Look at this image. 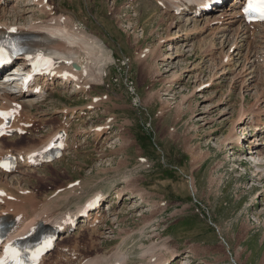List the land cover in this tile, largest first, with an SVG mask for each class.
I'll return each instance as SVG.
<instances>
[{
    "label": "rangeland",
    "instance_id": "rangeland-1",
    "mask_svg": "<svg viewBox=\"0 0 264 264\" xmlns=\"http://www.w3.org/2000/svg\"><path fill=\"white\" fill-rule=\"evenodd\" d=\"M45 2L47 7L38 11L15 0L11 5L19 11L0 12V18L28 25L33 17L32 22L45 25L59 15L56 24L64 22L100 47L92 49L93 77L98 79H86L89 94L74 93L71 84H48L36 99L38 106L18 111L12 126L20 122L22 131L0 135L1 156L41 145L61 125L67 129L68 148L36 167L14 172L0 168V192L10 195L19 213H49L51 218L73 212L100 192L99 206L106 213L98 228L83 225L85 218L79 216L70 232L55 238L39 264H78L97 253L110 254L122 240L125 264L147 262L140 252L150 244L161 247L165 240L177 250L168 264H176L183 254L185 264H264V163L260 172L252 159L242 158L255 136L250 135L253 129L240 137V145L225 139L243 133L244 122L235 125L241 107L264 123V95L255 93L264 94V63L257 60L264 49L262 32L239 27V55L234 56L227 49L229 39L201 28L205 15L192 23L158 0ZM163 2L171 5L170 0ZM190 29V39L178 38ZM223 51L230 55L227 62ZM221 57L224 69H219ZM82 104L88 108L77 114ZM63 108L77 112L71 116ZM249 117L253 115L245 122ZM95 127L104 128L96 133ZM259 134L257 141H264V131ZM116 188L125 190L116 196ZM127 189L142 192L145 200L130 198ZM109 201L112 209L106 210ZM158 207L163 212L157 213Z\"/></svg>",
    "mask_w": 264,
    "mask_h": 264
},
{
    "label": "bare ground",
    "instance_id": "bare-ground-1",
    "mask_svg": "<svg viewBox=\"0 0 264 264\" xmlns=\"http://www.w3.org/2000/svg\"><path fill=\"white\" fill-rule=\"evenodd\" d=\"M14 1L15 0H0V12L4 11L8 13V12L19 11L18 10L19 6H17L16 4L11 5V3ZM20 1L28 2V3L23 4V7H29V5H31V6H34L36 9L38 8L40 10H42L44 7H47L45 0H28V1L20 0ZM163 1L164 0H158V2L161 5H163L165 9L168 8L167 9L168 11L171 10L174 14H176L177 17L180 16L184 18L186 21L191 20L190 22L192 23H195L196 21L199 22L202 19V15H205L204 24L203 26H201V28L203 27L209 31L213 30L210 33L213 36H216V34H218L219 38L222 40L225 38L229 39L230 46L227 49L230 53H234V56L239 55V53H236V51L238 48V43H237L238 38H239L238 35L241 31L248 32L249 31L248 28L257 27L258 28L257 30L262 32V38H264V23L262 24L261 23L260 24L259 23L258 24L244 23L243 15L241 12V7H236V3L238 2V0H231L232 4L229 3L227 6L223 7L221 10L217 8L216 11L218 12L215 11L212 13L214 14V17H212V15H209V14L212 12V9L216 8V7L213 8V6L215 4H219V2H221L222 0H170L171 5H167V7ZM32 11L33 10L26 11V12H32ZM44 11H47V8ZM50 15H52V13ZM58 16L59 15H57L56 17L58 20H60ZM56 17L54 16L49 17V19L45 21V25L38 24L39 22H32L33 19H35L33 17L30 19V22L28 25H21V24H18V22L17 23L8 22L7 20L0 18V40L8 36L18 35V36L23 37L22 44L24 45L23 54H21L18 58L13 60L14 64H16L15 66L13 65V68L18 73L11 77V81L0 82V113L4 114V115H0V135L1 136H3L5 132L11 131V130L17 131V132L22 131V128L19 125L20 122L17 123L18 124L17 127L12 126L15 115L17 116L18 111H22L21 110L22 108H26L27 111L30 112L31 109L38 106L36 104V99L39 98L42 94H44V89L46 88V85L52 84L55 78L58 79L57 83L61 86H66L67 84H71V87L75 89V90L74 89L72 90L74 93H77V92L84 93L85 91L86 92L88 91L87 94H89L88 84H87L89 82L86 79H90L91 81L93 80V82L95 79H98V76L93 77L94 67H93L92 62L96 63L95 61L96 59H94V57L92 58V55H93L92 49L93 47H95L94 44L91 45L89 43V40L87 42L86 39L88 38L84 35L85 33L74 32L67 25L65 26V24H63L64 22L62 23V21L61 23H58L57 21L58 24H56L55 23ZM64 18L62 20H64ZM241 20L243 23H241ZM236 23H237V26H235ZM239 27L241 28V31L239 30ZM10 29H15V31H10ZM190 30L191 32L185 34V36H182L181 34H177L178 38L182 37V39H185V40L190 39L189 35L192 34L193 29H190ZM78 41L82 42L80 46H78ZM201 41L203 43L205 40L203 39ZM249 44H250V41H247V47ZM41 45L44 46L43 49L34 48V47H40ZM190 47L192 49L194 47V44H191ZM213 47L214 45H211L210 50L213 49ZM99 48L100 47L98 46L95 47V49H98V50ZM225 53L226 51H223V53L221 54H222V57H224V61L227 62L230 58V55H228V53L226 54ZM95 55L97 56L96 53ZM257 56H258L257 60L262 59L264 63V49H262L257 54ZM165 57L166 55L164 56V58ZM222 57L220 60L219 69L220 68L224 69V66H225L221 64L223 63ZM245 57H248V56H245ZM73 63L78 64L79 66L78 69L73 68L72 66ZM263 69H264V65H263ZM33 72L36 74L35 76L36 82L40 81L41 86L39 88L38 86H31L29 87V89H27V91L21 90V92L19 93L15 92L19 88V86H21V82L24 76L33 74ZM224 72H222L221 75H223ZM20 75L22 76L20 77ZM253 77H255L254 74L252 75V78ZM263 83H264V80H263ZM12 84H14L13 90L11 89L12 87H10ZM44 84L45 86L42 87ZM40 88H43V90L40 91L41 90ZM47 88H51V85ZM255 93L259 97L264 95L263 93H261V90L260 92L255 90ZM261 100H264V98ZM93 102H95V99L93 100L91 99L90 103H93ZM87 108H88L87 104H82L78 107V110H77L78 112L76 111L75 108H71L70 110H66L65 108H63L64 112L62 113L71 112L70 115L73 116L74 113L77 112V114H80L83 110H86ZM244 109L242 107L240 108L238 118L237 120H235V125L241 122H244L242 123L243 125L241 124L243 133L240 136L236 133L235 134L232 133V134L226 135L225 139L231 138V140L228 141V143L232 142L236 146L240 145V142H239L241 139L240 137L249 135L250 131H252L251 129H253V134L251 133L250 135L252 136L255 135V136L253 139H249L251 138L250 136L247 137V140L249 139V144L247 146L248 154H242V158L252 159V161L255 164V167L261 172L263 170V168H261V165L264 163V153L261 147L264 146V141L258 142L259 140L257 141V139L262 138L261 137L262 134H259V133H263L264 123L260 122L259 121L260 119L258 118L259 119L258 120L255 117L253 112H248L247 109L246 110ZM250 113L251 115H253V117H249V119L247 118L249 121L245 122L246 117L249 116ZM26 118L23 120L27 121ZM30 120H28L29 123H30ZM258 122L261 123V125H259ZM61 124L66 125L65 122H62ZM235 125L232 129L233 131L236 132L237 126ZM257 125L259 126L256 127ZM100 128H104V127H95L92 130L98 133ZM65 129L66 127L64 125L59 126L57 129H55L48 135H45V138H44L45 140L41 143V145L32 147L33 149L30 148V150H26V151L24 150L21 152L19 151L15 153L14 155L10 153L8 150H6L8 151V153L3 154L2 156L0 155V168L3 169L2 165L5 164L8 169L7 171L14 172L16 170L17 171L20 170V168H24L25 170L32 166L36 167V165L39 162H40L39 164L42 163L44 159V155L47 153V151L50 149V147L53 145L55 141H58V145L62 149L68 148L67 132H66L67 129L66 130ZM245 130H248V131L246 132ZM1 139L2 138H0V140ZM229 145L231 146V147L229 146L230 148H234L231 144ZM12 157L14 158L13 163L10 162V159ZM194 184H195V180H194ZM122 190H125V188H121V189L116 188L114 191V194L116 196L120 195ZM101 194L102 193L100 192L93 193L92 196L88 197V199L84 201L85 203H83L73 212H70V213L66 212L61 217L51 218V217H48L50 215L49 213H45V216H42V214L39 215L37 213L34 216L33 215L28 216V214L26 213H23V214L19 213V211L16 209L17 207H15V201H11L9 199L10 195L1 194L0 192V218H3L4 222L7 224L5 238L0 243V257L4 256L6 246H9L12 241L27 234L37 224H43L45 226L56 227L57 229H60V230L68 229L71 231L72 228H74V225H76V223L75 224L73 223L76 221V219L79 216H82V217H85L84 219L85 224L83 223V225L87 227L95 226L96 228H98L102 219L105 216V213H106V211H104L105 209L103 208L101 212L95 213L94 215L89 213V211L94 206L98 207V205H100L99 202L101 201L103 197V195ZM127 194L129 195L130 198L137 195L143 201L145 200L143 198L144 197L143 193L138 190L136 191L133 189H127ZM25 197L28 198L29 196H25ZM108 204L109 205L106 207V210L112 209L113 203L109 201ZM163 209L164 207H158L157 213L163 212ZM32 211L34 212V209H32ZM38 216L40 217L42 216L43 218L42 217L40 218ZM148 224L149 222L145 223V225L142 228L147 227ZM111 232H113V230ZM130 234H127L126 236L129 237ZM124 243H125L124 240H122L119 243H116L114 247L111 249L110 254L107 253L108 255L107 254L104 255L103 253H97V254H94L92 257H89L85 260L80 261L78 264H125V262H127V256H126V252L121 247L122 244ZM140 247H143V246L140 245ZM162 250H164V252H162ZM176 252L177 250L170 247L167 244V241L165 240V241H162L161 247H158V248L154 244L148 245L144 251L140 252L139 256L140 258L147 259V262L143 264H168L171 262L172 258L176 256ZM184 258H187V257L184 256L183 254V257L179 258L176 264H185L182 262V259ZM110 260H113V261L110 262Z\"/></svg>",
    "mask_w": 264,
    "mask_h": 264
},
{
    "label": "snow or ice",
    "instance_id": "snow-or-ice-1",
    "mask_svg": "<svg viewBox=\"0 0 264 264\" xmlns=\"http://www.w3.org/2000/svg\"><path fill=\"white\" fill-rule=\"evenodd\" d=\"M244 11L245 13H254L255 18L264 20V0H247V6L244 8ZM249 18L251 19L253 16L250 15ZM10 31H15V29H10ZM0 54H2V49H0ZM0 115L4 114L0 113ZM8 259H12L14 264H20L16 250L6 246L5 256L0 257V264H7Z\"/></svg>",
    "mask_w": 264,
    "mask_h": 264
},
{
    "label": "water",
    "instance_id": "water-1",
    "mask_svg": "<svg viewBox=\"0 0 264 264\" xmlns=\"http://www.w3.org/2000/svg\"><path fill=\"white\" fill-rule=\"evenodd\" d=\"M75 68H78V66L76 64L73 65Z\"/></svg>",
    "mask_w": 264,
    "mask_h": 264
}]
</instances>
